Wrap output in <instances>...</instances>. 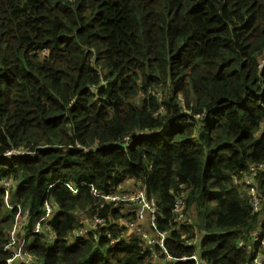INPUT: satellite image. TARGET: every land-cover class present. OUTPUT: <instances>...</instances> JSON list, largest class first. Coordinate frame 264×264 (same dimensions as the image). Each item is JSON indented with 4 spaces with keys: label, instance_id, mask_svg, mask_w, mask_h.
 <instances>
[{
    "label": "trees",
    "instance_id": "16d2710c",
    "mask_svg": "<svg viewBox=\"0 0 264 264\" xmlns=\"http://www.w3.org/2000/svg\"><path fill=\"white\" fill-rule=\"evenodd\" d=\"M263 121L264 0H0V264L17 204L38 264H253ZM139 190L165 252L105 200ZM95 219L97 240L73 239Z\"/></svg>",
    "mask_w": 264,
    "mask_h": 264
},
{
    "label": "built area",
    "instance_id": "2783aa9c",
    "mask_svg": "<svg viewBox=\"0 0 264 264\" xmlns=\"http://www.w3.org/2000/svg\"><path fill=\"white\" fill-rule=\"evenodd\" d=\"M261 128L264 129V121L261 124ZM133 141V140H132ZM131 141V142H132ZM129 144V142H128ZM14 154H17L16 152L10 153L7 156L9 158H12ZM260 170H264V164L259 166V168L252 167L250 168L249 174L244 176L243 181L248 186V191L251 197V205L254 212H259L264 204V196H261L258 193L256 184L253 181V178H256L258 176V172ZM2 188L5 192L10 188V183L8 181L4 182L2 184ZM71 190H73L71 188ZM105 200L110 203L117 204L118 202H128L129 205L122 210V213L125 215L135 214V222L131 223L130 221H126V226L129 227L133 232L136 233L138 237H142L144 240L147 241L148 248L151 251H154V248L156 246H159L164 252V240L167 237V233H161L158 235L159 239L157 237H149L145 234L144 230L142 231L141 228L137 227V225L143 224L144 226H149L153 228L155 227L154 221H155V215H156V200L154 198H148L144 192H137L133 195L128 194H122V195H106ZM133 205H136L134 208ZM9 209H12V206H8ZM17 208L21 210V214L16 218L15 224L10 231L9 234V242L7 245V250L11 252L12 258L9 260V264H38L34 261L33 257L29 255V253L24 249V239L22 241L18 240V233L24 232L25 227L28 223V217H29V210L28 207L25 209H22V206L20 204H17ZM184 209V194L181 193L179 198L176 201V216L178 218V221L180 223H186L188 225L193 224V220L191 217L184 216L183 214ZM24 211V214L22 215ZM55 212L54 206L50 205L48 202L45 204V210H44V217L42 220H40L35 228L34 233L40 234L42 233V222L45 220L50 219ZM147 217V219H146ZM103 226V221L99 219H95L94 222L86 227H83L73 233V239H86L89 237L90 234L94 235V239H98V235L96 234V230L98 227ZM259 231L258 233H260ZM259 235V234H258ZM199 241V237L196 236L195 239L188 241L190 245H194ZM154 256L156 257V254L154 253ZM167 262H171L172 258L169 256H165L164 258ZM194 259L196 262L198 260L194 256ZM264 263V240L261 242V250L260 252L254 257L253 264H263ZM199 264V263H198Z\"/></svg>",
    "mask_w": 264,
    "mask_h": 264
},
{
    "label": "rangeland",
    "instance_id": "374dc122",
    "mask_svg": "<svg viewBox=\"0 0 264 264\" xmlns=\"http://www.w3.org/2000/svg\"><path fill=\"white\" fill-rule=\"evenodd\" d=\"M129 185H132V183H130ZM144 232H145V234L148 235V236L151 235V231L149 230V228H148L147 225L145 226V230H144Z\"/></svg>",
    "mask_w": 264,
    "mask_h": 264
},
{
    "label": "clouds",
    "instance_id": "9594fccd",
    "mask_svg": "<svg viewBox=\"0 0 264 264\" xmlns=\"http://www.w3.org/2000/svg\"><path fill=\"white\" fill-rule=\"evenodd\" d=\"M26 233H23V235H22V238H21V240L20 241H22L23 240V238L25 237V239H24V249L26 250ZM27 251V250H26ZM28 252V251H27ZM30 255V254H29ZM31 256V255H30Z\"/></svg>",
    "mask_w": 264,
    "mask_h": 264
},
{
    "label": "crops",
    "instance_id": "0c3cea01",
    "mask_svg": "<svg viewBox=\"0 0 264 264\" xmlns=\"http://www.w3.org/2000/svg\"><path fill=\"white\" fill-rule=\"evenodd\" d=\"M137 187H138V189H140V186H137ZM132 188H133V187L131 186V190H132ZM140 191H141V190H139L138 192H140Z\"/></svg>",
    "mask_w": 264,
    "mask_h": 264
}]
</instances>
